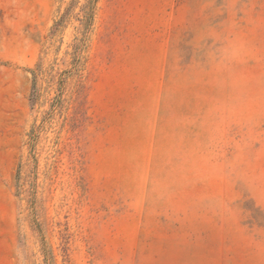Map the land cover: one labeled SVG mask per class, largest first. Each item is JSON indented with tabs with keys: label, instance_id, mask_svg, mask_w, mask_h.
Listing matches in <instances>:
<instances>
[{
	"label": "rangeland",
	"instance_id": "374dc122",
	"mask_svg": "<svg viewBox=\"0 0 264 264\" xmlns=\"http://www.w3.org/2000/svg\"><path fill=\"white\" fill-rule=\"evenodd\" d=\"M0 264H264V0H0Z\"/></svg>",
	"mask_w": 264,
	"mask_h": 264
}]
</instances>
